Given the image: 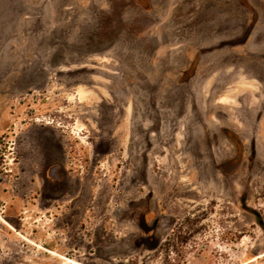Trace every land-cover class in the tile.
Masks as SVG:
<instances>
[{
	"label": "rangeland",
	"instance_id": "374dc122",
	"mask_svg": "<svg viewBox=\"0 0 264 264\" xmlns=\"http://www.w3.org/2000/svg\"><path fill=\"white\" fill-rule=\"evenodd\" d=\"M0 264H264V0H0Z\"/></svg>",
	"mask_w": 264,
	"mask_h": 264
}]
</instances>
